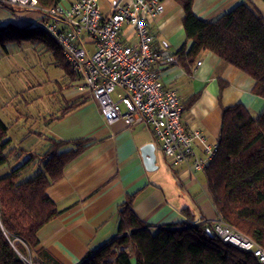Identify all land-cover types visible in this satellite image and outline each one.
<instances>
[{
  "label": "trees",
  "instance_id": "1",
  "mask_svg": "<svg viewBox=\"0 0 264 264\" xmlns=\"http://www.w3.org/2000/svg\"><path fill=\"white\" fill-rule=\"evenodd\" d=\"M37 1L50 7L58 0ZM174 1L183 10L184 32L192 41L188 50L183 44L175 52L181 64L188 69L201 51H210L251 76L252 92L264 97V16L241 2L206 21L194 14L193 0ZM22 41L45 47L65 75L75 78L59 46L36 23L0 25V55L7 54L9 43ZM80 102L67 103L66 111ZM6 134L7 126L0 119V165L7 159ZM45 141L44 149L29 151L21 165L0 176V264H62L39 245V229L59 212L47 188L62 177L91 140L46 135ZM38 158L41 169L19 179L26 165ZM203 173L218 217L264 248V108L257 117L239 102L222 109L216 149ZM134 196L127 194L118 206L114 237L88 252L79 264H262L251 250L223 240L211 220L193 222L190 218L153 228L132 210ZM181 212L190 214L187 207Z\"/></svg>",
  "mask_w": 264,
  "mask_h": 264
},
{
  "label": "crops",
  "instance_id": "2",
  "mask_svg": "<svg viewBox=\"0 0 264 264\" xmlns=\"http://www.w3.org/2000/svg\"><path fill=\"white\" fill-rule=\"evenodd\" d=\"M72 1L57 3L68 6ZM118 1L121 0H98V5L103 13H109ZM162 1L163 11L147 21L153 45L174 54L183 44L188 50L192 41L184 32L182 8L174 0ZM241 2L264 16L263 0H193L192 10L201 19L212 21ZM39 17L37 10H13L0 3V25L34 24ZM88 49L92 51L91 44ZM160 70L165 87L174 89L180 99L182 125L188 130H199L203 138L194 141L199 155H204L206 145L216 143L224 107L239 102L253 117L264 108V97L252 92L254 79L210 51H201L188 69L177 57V62ZM76 76L64 75L54 80L61 107L58 113L44 118L42 132L36 133L43 147L46 135L60 140L88 138L91 144L64 169L59 180L48 186L47 194L59 212L39 229V245L62 264H79L88 252L114 237L118 206L131 193H135L132 210L153 228L190 218L193 222L215 220L218 215L203 171L193 174L184 165L169 166L164 160L172 177L167 170L164 172L158 166L160 149L151 128L143 123L126 125L121 119L106 121L89 89L79 87L82 79ZM78 100V106L66 111L67 103ZM147 142L155 146L156 168L152 170L145 168L140 153V147ZM185 207L189 208V215L181 212Z\"/></svg>",
  "mask_w": 264,
  "mask_h": 264
},
{
  "label": "built area",
  "instance_id": "3",
  "mask_svg": "<svg viewBox=\"0 0 264 264\" xmlns=\"http://www.w3.org/2000/svg\"><path fill=\"white\" fill-rule=\"evenodd\" d=\"M0 3L40 13L36 24L59 46L73 72L82 79L79 87L89 89L106 121L121 119L126 125L149 126L170 166L184 165L193 174L204 171L216 143L206 145L204 155L195 151L194 141L203 138L199 130L182 125L180 99L160 77L161 67L177 62V56L153 45L147 25L163 11L162 0H121L109 13L100 10L98 0H74L68 6L57 3L50 7L39 5L37 0ZM212 222L223 240L251 250L264 264L263 247L219 217Z\"/></svg>",
  "mask_w": 264,
  "mask_h": 264
},
{
  "label": "rangeland",
  "instance_id": "4",
  "mask_svg": "<svg viewBox=\"0 0 264 264\" xmlns=\"http://www.w3.org/2000/svg\"><path fill=\"white\" fill-rule=\"evenodd\" d=\"M6 50L7 54L0 59V119L7 126L9 142L5 148L7 159L0 165V176L21 165L29 151L44 149L36 131L42 132L44 118L58 113L60 95L54 80L65 75L52 53L42 45L35 48L22 41L9 43ZM157 157L159 168L172 177L160 151ZM41 165L39 158L30 162L19 179L32 177Z\"/></svg>",
  "mask_w": 264,
  "mask_h": 264
},
{
  "label": "water",
  "instance_id": "5",
  "mask_svg": "<svg viewBox=\"0 0 264 264\" xmlns=\"http://www.w3.org/2000/svg\"><path fill=\"white\" fill-rule=\"evenodd\" d=\"M140 153L144 166L147 170L156 168L155 160V146L152 142H147L140 147Z\"/></svg>",
  "mask_w": 264,
  "mask_h": 264
}]
</instances>
